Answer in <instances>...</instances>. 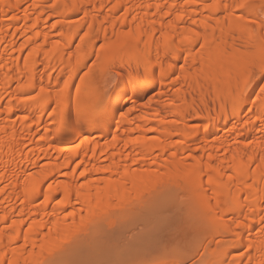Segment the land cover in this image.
I'll list each match as a JSON object with an SVG mask.
<instances>
[{
	"label": "bare ground",
	"instance_id": "6f19581e",
	"mask_svg": "<svg viewBox=\"0 0 264 264\" xmlns=\"http://www.w3.org/2000/svg\"><path fill=\"white\" fill-rule=\"evenodd\" d=\"M262 88L264 0H0V264H264ZM147 211L170 255H101Z\"/></svg>",
	"mask_w": 264,
	"mask_h": 264
},
{
	"label": "rangeland",
	"instance_id": "374dc122",
	"mask_svg": "<svg viewBox=\"0 0 264 264\" xmlns=\"http://www.w3.org/2000/svg\"><path fill=\"white\" fill-rule=\"evenodd\" d=\"M52 22V21H51ZM99 46V48H100V46H101V41L99 42V44H98ZM197 47L195 48L196 50H200V49H202V48H204V47H202L203 45H201V43L199 44V45H196ZM97 50V49H96ZM96 50H95V52H96ZM203 50V49H202ZM95 54V53H94ZM94 58H95V56H93L92 57V59L89 61V63H88V65H89V67H90V65L92 64V62L94 61ZM89 67H87L86 69H88ZM86 69H84L82 72H81V76L83 77L84 76V74H85V72L87 71ZM86 70V71H85ZM113 69H110V68H106L105 69V79L103 80V82H100V88L98 89L100 92H104V93H107V92H109V90H111V87L113 86V85H115V82H116V78H117V75H116V73L114 72V71H112ZM172 93V92H171ZM174 94H176V92H174L173 94H171L172 96L174 95ZM167 95H168V97L169 96H171L170 95V93L168 94L167 93ZM166 95V96H167ZM107 100L109 101V99L107 98ZM106 100V101H107ZM105 101V102H106ZM101 110V109H100ZM192 123L194 124V122L192 121ZM182 199H184V198H182ZM192 200H194L193 198H191ZM191 199H189L190 201H191ZM136 211H138V210H136ZM140 211V210H139ZM135 212V211H134ZM141 212V211H140ZM140 212H137V213H140ZM145 212V211H144ZM144 212H142L143 213V215L142 216H140V217H143L145 214H144ZM148 212V211H147ZM150 212H152V211H150ZM150 212H148V215H145L144 216V218H141L140 219V217H139V215L141 214H136V219H138V220H136V219H134L133 220V218H135V217H132V215H131V218L132 219H130V217L128 216L127 218H128V220H126L124 217V219L121 221L120 219V221L122 222V223H119V224H121L122 225V227H121V225H119L118 224V221H117V224L118 225H116V223H114V224H112V222H111V220H110V222H109V224H108V222L107 221H109V220H107L106 222H107V224H106V222H105V224H106V226H102V229L103 230H106V232H103V230L102 229H100V230H102V232L100 231V230H97V231H100L101 232V235H99L100 234V232L99 233H97V232H95L96 234H95V236L96 237H94V236H92V237H94V239H96V241L98 242L99 240V245H97L96 247H98L99 249H101V247H100V242H104L103 244V249H102V251L101 250H99V252L101 251L102 252V256H103V254L104 253H106V251L108 252V251H111V252H108L109 254L108 255H110V257H111V255H113V256H117L118 254H119V256L117 257V258H121L120 256H122V255H124L125 256V252L126 251H129L128 252V254L129 253H132V252H134L135 253V251L136 250H138V251H140V249H142V247H141V245H144L145 244V246L147 247V249H150V248H148V245H150V243L151 242H147V244H146V242H144V240H145V238H144V240H142L143 239V237L142 236H144V235H142V234H140V233H142L143 232V234H145L144 233V231H148V229H149V227H151L150 225H153L154 223L153 222H155L156 220H158L159 218H158V216L160 217V213L158 214V215H156L155 214V218H154V215L152 216V214H150ZM171 212H173V211H168V212H164L163 214H166L167 215V213H171ZM136 213V212H135ZM146 213V212H145ZM199 213H201V215L200 216H198V217H200V218H203V217H201L203 214H202V212L200 211ZM128 214H129V212H128ZM162 214V215H163ZM168 214V215H169ZM135 215V214H134ZM153 217V218H151V216ZM147 216V219H145V217ZM150 216V217H149ZM62 217L64 218V219H66V220H68V221H70L71 220V216H70V213H68V211H66V213H63V215H62ZM126 217V216H125ZM137 217H139V218H137ZM149 217V218H148ZM165 217V216H164ZM122 218V217H121ZM157 218V219H156ZM199 218V219H200ZM117 219H118V217H117ZM150 220V222H151V220H153L152 221V223L153 224H148V223H146V221H149ZM198 219V218H197ZM198 219V220H199ZM131 220H133L132 222H131ZM163 220H164V218H163ZM169 220H171L170 218H169ZM201 220V219H200ZM126 221H128V222H130L129 224H131L130 226L126 223ZM160 221H162V220H160ZM168 221V220H167ZM104 222V221H103ZM102 222V223H103ZM114 222H116V220H114ZM125 224H124V223ZM163 222V221H162ZM101 223V224H102ZM146 223V224H145ZM159 223V222H158ZM172 223H174V222H172ZM178 223V222H177ZM104 224V223H103ZM127 225V226H124V225ZM162 224V223H161ZM167 224V223H166ZM112 225V226H111ZM146 225H149L148 227L146 226ZM158 225V224H157ZM170 225V224H169ZM175 225V224H174ZM173 224H172V226H174ZM179 226H180V224H178ZM114 226V227H113ZM167 227V225H164V227ZM171 226V225H170ZM171 226V227H172ZM178 226V227H179ZM101 227V226H100ZM160 227V226H159ZM163 227V228H164ZM170 227V228H171ZM175 227V226H174ZM172 228V229H175V228ZM147 228V229H146ZM155 228H156V226H155ZM169 228V229H170ZM177 228V227H176ZM143 229H144V231H143ZM151 229H152V227H151ZM161 229V228H160ZM172 229H170V230H172ZM167 230V229H166ZM157 231V230H156ZM177 231V230H176ZM179 231V230H178ZM149 232V231H148ZM147 232V233H148ZM151 232H152V234H153V232H154V230L153 231H150V233H148V237L147 238H151V237H155V235L156 234H158V231H157V233H154L153 235L151 234ZM160 232V231H159ZM163 232V234H167L168 233V231H166V233H164V231H162ZM171 232H173V231H171ZM180 232H182V231H179V234H180ZM174 233H176L175 235H177V232H175V230H174ZM142 235V236H140V235ZM162 234V233H161ZM162 234V235H163ZM178 234V235H179ZM85 235V234H84ZM168 235V234H167ZM190 235L192 236L193 234H191L190 233ZM190 235H187V237L186 238H188V236H189V238L191 237ZM203 235V238L201 237V236H199V240L198 239H196V241H195V239H194V241L196 242L195 244H194V242L192 243V244H190V246L192 245V248L190 247H188L187 249L185 248V250L183 249V250H181V252H179L180 254L181 253H183V255H185V256H183V258H182V256H179V258H180V260H179V262L180 261H182V263L180 262V264H206L205 262H206V255H207V247H208V245H209V243H210V241H211V237L210 236H208L207 234H202ZM97 236H100V237H97ZM140 236V238H142V239H140V238H137V237H139ZM146 236V235H145ZM161 236V235H160ZM159 236V237H160ZM163 236H166V235H163ZM170 236H172V235H170ZM174 236V235H173ZM172 236V237H173ZM180 236L182 237L183 235H182V233L180 234ZM184 236H185V234H184ZM183 236V237H184ZM194 236V235H193ZM195 236H196V234H195ZM222 236V237H221ZM85 237V236H84ZM83 237V238H84ZM87 237H91L90 235H87ZM86 237V238H87ZM166 237H168V236H166ZM176 237V236H175ZM182 237V238H183ZM201 237V238H200ZM225 238V242L224 243H226V240H228L226 237H227V235L226 234H218L217 236H215V238L214 239H220V238H222V239H220V240H222L223 241V239ZM99 238H101V239H99ZM149 238V239H150ZM156 239H157V241H160L161 239L162 240H165V239H163V238H161V239H159L158 238V236H156L155 237ZM169 238H171V237H169ZM174 238V237H173ZM173 238H172V240H173ZM179 238V237H178ZM177 238V239H178ZM192 238V237H191ZM195 238H197V237H195ZM85 239V238H84ZM88 239V238H87ZM87 239H85V241H87ZM138 239H140V241L138 240ZM148 239V240H149ZM152 239V238H151ZM168 239V238H167ZM166 239V240H167ZM176 239V240H177ZM180 239V238H179ZM92 240H93V238H92ZM136 240H138L140 243H142V244H139L138 245V243L139 242H137ZM147 240V239H146ZM147 240V241H148ZM171 239L170 240H168V242H165V241H163V242H165V243H162V242H160V244L159 245H156V244H158V242H155L154 243V241L152 240V247L151 248H154V244L156 245V248H154L153 250H148V252L150 251V254L151 255H154V254H157V252H160V253H158V254H162L163 253V248H164V246H166L167 247V245H169L170 243H169V241H172ZM176 240H174V241H176ZM183 240V239H182ZM185 240V239H184ZM183 240V241H184ZM192 240V239H191ZM217 240V241H218ZM85 241H83V239H82V243L84 244H86V246H90V247H88V248H90V249H88V251H90L89 252V254H87V251L85 250V248H83V247H81V246H83V244L82 243H80L81 242V239H80V241H79V243H80V245H77V244H79V243H75V245H77V246H72V250L73 251H76L77 252V254L75 255V254H73L72 253V255H70L71 257V259H72V262L70 261V263H74V262H76V260H77V258L79 259H81L80 260V262L85 258V259H87V258H89V256H90V258L92 257L91 255H94V252L93 253H91L92 252V248H91V245H87V243L85 242ZM88 241H90V240H88ZM87 241V242H88ZM95 241V240H94ZM95 241V242H96ZM174 241H172V244H170V245H173V243H175ZM187 241H189V240H187ZM186 241V242H187ZM229 242H230V240H228ZM227 241V242H228ZM92 242V241H91ZM143 242H144V244H143ZM179 242V241H178ZM182 242V241H181ZM106 243V244H105ZM169 243V244H168ZM189 243V242H188ZM92 244V243H91ZM179 244H181V243H179ZM184 244V243H183ZM93 245V244H92ZM105 245L107 246L106 248V251L103 253V251L105 250ZM163 245V246H162ZM69 246V245H68ZM85 246V245H84ZM143 247L144 249H146V247ZM151 246V245H150ZM149 246V247H150ZM183 245H181V247H182ZM70 247H71V245H70ZM77 247H80V250H79V248H77ZM159 247H162V249L161 248H159ZM165 247V248H166ZM181 247H180V245H179V248L181 249ZM83 248V249H82ZM124 248H126V249H124ZM164 248V251L166 250ZM167 248H169V247H167ZM173 248H175V247H173ZM64 249H65V247H64ZM95 249V251H96V248H94ZM146 249V250H147ZM159 249V250H158ZM69 250V249H68ZM71 250V251H72ZM120 250V251H119ZM124 250H126V251H124ZM143 250V249H142ZM140 251L141 253H148V252H146V251ZM169 250V249H168ZM172 250V247L170 248V250L169 251H171ZM187 250V251H186ZM67 251V250H66ZM70 251V250H69ZM72 251V252H73ZM112 251H114V252H112ZM116 251H118V252H116ZM137 251V252H138ZM153 251H155V252H153ZM157 251V252H156ZM167 251V250H166ZM169 251H167L168 253H166V252H164L163 254H165V255H168L170 252ZM179 251V250H178ZM122 252H124V253H122ZM173 252V251H172ZM111 253V254H110ZM134 253H132V256H134L133 254ZM173 253H175V251L173 252ZM178 253V252H177ZM185 253V254H184ZM97 254V252H95V256H98V255H96ZM126 254H127V252H126ZM135 254H137V253H135ZM140 254V253H139ZM172 254V253H171ZM130 255V254H129ZM128 255V256H129ZM170 255V254H169ZM178 255V254H177ZM79 256V257H78ZM104 256H106V257H109V256H107V253L104 255ZM112 256V257H113ZM123 256V257H124ZM127 256V255H126ZM125 256V258H129L128 256L126 257ZM131 256V257H132ZM140 256H142V255H140ZM144 256H147V255H144ZM150 256V255H149ZM99 257V256H98ZM111 257V258H112ZM135 257V256H134ZM137 257V256H136ZM65 258H67V257H65ZM69 258V259H70ZM100 258H102L101 256H100ZM99 258V259H100ZM116 257H113V259H117ZM68 259V258H67ZM123 259V258H122ZM66 260V259H65ZM92 260V262L91 263H93V264H103V262L102 263H100L102 260H100V262H99V260H98V258L96 257L95 259L94 258H92L91 259ZM107 260L108 261H111L112 259H108L107 258ZM85 261H90L89 259H87V260H85ZM105 261V260H104ZM68 262H69V260H68ZM77 262H79V260H77ZM105 262H107V261H105ZM104 262V263H105ZM111 262H113V261H111ZM82 263H84V262H82ZM86 263H88V262H86ZM85 263V264H86ZM110 263V262H109ZM108 263V264H109ZM65 264H67L66 262H65ZM105 264H107V263H105Z\"/></svg>",
	"mask_w": 264,
	"mask_h": 264
},
{
	"label": "snow or ice",
	"instance_id": "6c2138e0",
	"mask_svg": "<svg viewBox=\"0 0 264 264\" xmlns=\"http://www.w3.org/2000/svg\"><path fill=\"white\" fill-rule=\"evenodd\" d=\"M261 91L264 92V88H262Z\"/></svg>",
	"mask_w": 264,
	"mask_h": 264
}]
</instances>
